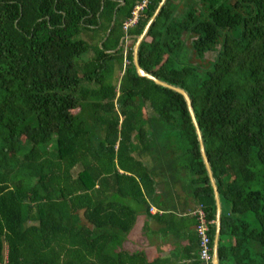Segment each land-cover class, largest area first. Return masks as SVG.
I'll return each instance as SVG.
<instances>
[{"label": "trees", "instance_id": "trees-1", "mask_svg": "<svg viewBox=\"0 0 264 264\" xmlns=\"http://www.w3.org/2000/svg\"><path fill=\"white\" fill-rule=\"evenodd\" d=\"M143 1L0 0V264H203L195 217L169 256L142 250L138 217L157 221L141 160L152 143L189 172L210 248L216 211L184 99L117 50L162 2L146 0L124 32ZM124 59L120 81L105 83ZM138 63L190 97L222 209L219 263L264 264V0H165Z\"/></svg>", "mask_w": 264, "mask_h": 264}, {"label": "crops", "instance_id": "crops-1", "mask_svg": "<svg viewBox=\"0 0 264 264\" xmlns=\"http://www.w3.org/2000/svg\"><path fill=\"white\" fill-rule=\"evenodd\" d=\"M146 157V156H145ZM142 160V159H141ZM150 170H152V179L155 182V192H154V201L150 203V216H157V221L152 220L147 214H141L138 217V220L144 222V240L142 250L144 254L151 260L153 256L157 253V249L161 253V256H169L172 248L177 246L186 245L189 237L194 232V215L193 212L197 208V203L194 201V198L191 196V190L186 187V184L183 182L184 189L176 184L178 188L174 185L175 183L171 182L168 177L163 175L157 169L153 167L152 159L150 161H142ZM161 173V174H159ZM184 181V178L182 179ZM215 203V219L213 221V240H212V255L210 264H214V248L215 240L218 234L217 228V206ZM221 207H220V216H221ZM220 227L219 226V236H218V245L220 240ZM149 228V230L147 229ZM152 231L158 233L157 245H152L153 240L156 236L153 235ZM179 264H190L191 261L180 259L178 260ZM219 263V259L217 260Z\"/></svg>", "mask_w": 264, "mask_h": 264}, {"label": "rangeland", "instance_id": "rangeland-1", "mask_svg": "<svg viewBox=\"0 0 264 264\" xmlns=\"http://www.w3.org/2000/svg\"><path fill=\"white\" fill-rule=\"evenodd\" d=\"M125 42H126L125 45H123V48H124L123 56L124 57H125L126 52L130 48L133 50L134 45L136 43V40L134 42L131 39H129V40H126ZM89 57H90V54H87V57L85 58V60L88 59ZM204 58H206V60H211L214 58V54H212V53L206 54ZM109 66H110L109 70L105 74V83H109V84L113 85V84H116L117 82L120 81L121 76H122L121 69H123V67L125 68L126 66H128V62H127V60L124 59L122 68H120L119 65L118 64L116 65L115 63H110ZM149 115H150V113L148 111H146L143 115L144 119L146 120ZM162 131H163V138L165 139L166 138L165 135H168L169 128L164 126L162 128ZM158 134L159 135L156 137L157 140H159L161 138L162 132L159 130ZM168 138L169 137L167 136V139ZM159 144H160V142H159ZM150 147H152V149H150L152 151V153H151L152 154V162L156 165L157 169H159V171L161 173H163V175L168 177V179L171 182L175 183L174 186L176 188H178V186H176V184H177L183 190L184 189L183 182L187 185L188 180L191 179V177L189 176V172L185 169H182V170L178 169L176 164L178 163L179 160L175 156H171V153H172L171 149L167 150L164 157H160L159 155H157L158 153H156V151L159 152V150H163L165 148L161 149L159 147L158 143H155V145L152 143V145ZM172 155H174V153ZM141 159H142V161H150L151 157L150 156H146V157L143 156V157H141ZM161 173H159V174H161ZM183 178H184V181H182Z\"/></svg>", "mask_w": 264, "mask_h": 264}, {"label": "water", "instance_id": "water-1", "mask_svg": "<svg viewBox=\"0 0 264 264\" xmlns=\"http://www.w3.org/2000/svg\"><path fill=\"white\" fill-rule=\"evenodd\" d=\"M164 2H165V0H162V2L159 4L157 10L155 11V13H154L153 17L151 18V20L148 22L147 26L144 28L142 34L140 36H138V37H134V39L136 40V43H135L134 48L132 50V58H133L132 63H133L134 69H135V73H136V75L138 77L145 78V79L153 82L157 86L163 87L165 89L171 90V91L181 95L182 98L184 99L185 103H186L187 110H188L192 125H193L195 133H196L197 141H198V144H199V150H200V154H201V157H202V162H203L205 170L207 172V175H208V178H209V181H210L213 193H214V199H215V202H216V206H217V228H218V234H217V237H216V240H215V248H214V257H215L214 264H217V260H218L217 245H218L219 226H220V215H219L220 214V201H219L218 191H217V188H216L213 176H212V172H211L207 157H206L205 152H204V146H203L201 133H200V130H199L198 124L196 122L195 115H194V112H193V109H192V106H191L190 97L188 96V94L184 90H182L180 88H177V87H174V86H171V85H168V84L158 80L156 77H154V76L148 74L147 72L143 71L141 69L139 63H138V49H139V46L142 43V41L144 40L150 25L154 21L155 17L157 16V14H158V12H159V10H160V8H161V6L163 5ZM121 44H122V40L120 41L118 48L120 47Z\"/></svg>", "mask_w": 264, "mask_h": 264}, {"label": "built area", "instance_id": "built-area-1", "mask_svg": "<svg viewBox=\"0 0 264 264\" xmlns=\"http://www.w3.org/2000/svg\"><path fill=\"white\" fill-rule=\"evenodd\" d=\"M146 4L147 1L144 0L141 4L135 7L132 18L127 21L123 26L124 32H126L129 27H133L136 24L138 14L146 6ZM193 215L197 221L195 232L197 233V236L200 239V251L198 252V259L203 264H208L211 260L212 255V245L211 248L208 246L209 239L207 236L209 222L207 221L206 213L202 206L197 207L194 210Z\"/></svg>", "mask_w": 264, "mask_h": 264}, {"label": "clouds", "instance_id": "clouds-1", "mask_svg": "<svg viewBox=\"0 0 264 264\" xmlns=\"http://www.w3.org/2000/svg\"><path fill=\"white\" fill-rule=\"evenodd\" d=\"M133 38H134V37H133ZM129 39H131V37H129V36H125V37H123V38H122V44H125V43H126L125 41H126V40H129ZM122 44H121V45H122ZM121 45H120V47H121ZM120 47H119V48H120ZM119 48H118V49H119ZM118 49H117V50H118Z\"/></svg>", "mask_w": 264, "mask_h": 264}]
</instances>
